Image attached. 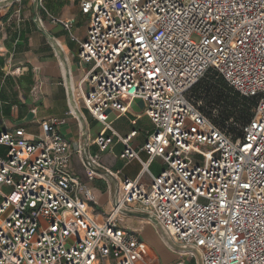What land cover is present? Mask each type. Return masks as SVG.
<instances>
[{
    "label": "built area",
    "instance_id": "1",
    "mask_svg": "<svg viewBox=\"0 0 264 264\" xmlns=\"http://www.w3.org/2000/svg\"><path fill=\"white\" fill-rule=\"evenodd\" d=\"M41 5L43 0H35ZM86 36L71 34L88 64L81 101L103 129L88 144L112 141L109 110L141 100L151 121L140 151L163 168L150 190L121 171L120 187L102 220L91 190L70 171L77 154L92 180L101 167L57 125L43 137L22 128L0 132V264H151L136 233L120 226L141 216L179 247L175 264H264V0H78ZM208 72L253 100L252 117L235 135L217 126L192 93ZM135 131L122 138L127 143ZM121 158H137L128 145ZM147 169V163L143 164ZM143 170V171H144ZM94 212V211H93Z\"/></svg>",
    "mask_w": 264,
    "mask_h": 264
},
{
    "label": "crops",
    "instance_id": "2",
    "mask_svg": "<svg viewBox=\"0 0 264 264\" xmlns=\"http://www.w3.org/2000/svg\"><path fill=\"white\" fill-rule=\"evenodd\" d=\"M5 1L0 0V132L22 128L29 139L43 137L41 123L66 116L71 109V94H74L78 98L77 115H67L66 120L57 125V131L71 145L80 141L90 155L98 157L101 167L92 180L87 179L77 154L72 155L69 166L71 173L91 190L95 198L93 205L105 213L111 210L121 180L119 176L107 175V171H121L131 179L140 176V186L148 192L152 177L160 173L163 162L160 158L149 161L147 154L140 151L152 130L141 100L124 97L125 113L109 110L111 129L105 135L112 137V141L104 151L88 144L103 129L80 98L88 89L85 77L89 65L79 60L78 43L70 33L61 23L51 20L56 17L72 22L71 34L79 40L84 39L88 20L81 28L77 26V15H82L78 0H45L46 7L40 5V12H37L39 4L32 0L33 4H26L29 10L22 11V18L19 16L21 0H8V5L3 7ZM5 7H11L12 13L1 14ZM12 17L17 18L11 21ZM4 119L8 124L3 122ZM132 131L136 132L135 135L123 143L121 139ZM126 145L137 152V158L127 160L120 157ZM144 163H147L146 170L143 169ZM97 218L102 220L104 217ZM145 220L141 216L129 215L122 219L120 226L136 233L142 243H154L152 234L156 229ZM143 246L142 254L151 263L149 245Z\"/></svg>",
    "mask_w": 264,
    "mask_h": 264
},
{
    "label": "trees",
    "instance_id": "3",
    "mask_svg": "<svg viewBox=\"0 0 264 264\" xmlns=\"http://www.w3.org/2000/svg\"><path fill=\"white\" fill-rule=\"evenodd\" d=\"M217 76L212 84L196 89L195 97L201 102V110L219 127L240 135L241 128L252 117L253 100L242 96Z\"/></svg>",
    "mask_w": 264,
    "mask_h": 264
},
{
    "label": "rangeland",
    "instance_id": "4",
    "mask_svg": "<svg viewBox=\"0 0 264 264\" xmlns=\"http://www.w3.org/2000/svg\"><path fill=\"white\" fill-rule=\"evenodd\" d=\"M7 2H8V0L5 1V4H3V7L8 5ZM26 4L31 5V4H33V2H32V0H21V3H20L21 13L19 15L21 18L23 17L22 11L24 12V11L29 10V7H26ZM42 5H43V7H46L45 0H43V2L41 3V6ZM38 7L39 8L37 9V12H40V10H41L40 5ZM7 13L8 14L12 13L11 7L10 8L5 7L1 11V14H7ZM15 18H17V17H12L11 21L14 20ZM77 20H78L77 26L81 28L82 26H84L86 24L88 17L82 16V15H77ZM74 32L76 33L75 29H74ZM216 77L217 76L215 75L214 72H208L198 82V84H197L198 88L201 86H204L205 84H207V85L212 84V82L215 80ZM197 86L192 93V97L196 102L201 104V102L195 97V92H196ZM3 122H5V124H6L7 120L4 119ZM2 125L5 126L4 123ZM35 127H36L35 131L38 132L39 129L37 128V126H35ZM4 151H5V149L0 147V154H2ZM92 206H93L92 208L94 209V212L93 211L91 212L93 217H95V216L106 217L109 214V213L102 212L101 209L96 205H92ZM146 222L149 223L148 221H146ZM152 237H153L154 243L153 242H144L143 243L146 246L149 245L150 257L152 260L151 264H175L177 258L179 257V253L183 252V249L176 247V246L174 248L170 247L167 244L166 237L161 232H158L157 230L155 232H153ZM184 258H185V264H194V261L192 260L190 255H185Z\"/></svg>",
    "mask_w": 264,
    "mask_h": 264
},
{
    "label": "bare ground",
    "instance_id": "5",
    "mask_svg": "<svg viewBox=\"0 0 264 264\" xmlns=\"http://www.w3.org/2000/svg\"><path fill=\"white\" fill-rule=\"evenodd\" d=\"M70 87V86H69ZM78 98L77 97H75V95L73 94H71V109H72V111H75V113L77 112L76 111V109H77V105H78V100H77Z\"/></svg>",
    "mask_w": 264,
    "mask_h": 264
}]
</instances>
